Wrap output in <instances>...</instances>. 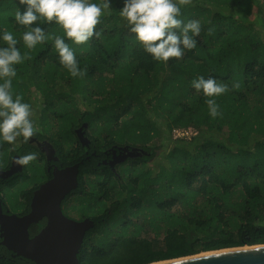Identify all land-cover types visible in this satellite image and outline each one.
<instances>
[{
  "label": "trees",
  "instance_id": "16d2710c",
  "mask_svg": "<svg viewBox=\"0 0 264 264\" xmlns=\"http://www.w3.org/2000/svg\"><path fill=\"white\" fill-rule=\"evenodd\" d=\"M258 2L263 11L256 22L262 28L246 19ZM110 6L96 26L101 32L99 38L93 37L85 44L65 38L80 67L86 69L85 75L72 77L60 63L52 39L32 50L24 46L22 34L27 29L15 20L17 7L23 10V6L19 0H0V29L13 32L20 41L17 47L31 56L16 66L13 92L31 106L34 97L30 93L35 90L43 96L42 114L49 120L44 129L59 127L58 136L52 137L60 157L59 167L83 160L79 186L64 199L66 202L77 196L74 205L79 203L76 207L82 210L80 214L95 220L81 251L83 264H147L201 251L264 243V0H197L181 5V18L199 20L201 33L196 37V48L185 50L181 58H170L167 63L154 60L124 26L119 15L123 0H110ZM41 26L52 37L64 36L55 23L41 22ZM103 72H110V77L103 76ZM201 75L215 77L228 86V91L215 97L220 105L218 117L209 115L207 97L191 86L192 80ZM107 79L110 90L104 84ZM60 80L66 88L57 91ZM88 80L100 83L102 92L109 96L91 100L85 97V102L97 104L94 109H81L73 100L76 92L87 93ZM150 92L154 99L152 111L166 115L169 128L196 124L221 131L227 127L228 135L222 139L209 133L186 146L176 145L166 155L169 166L155 171L148 162L157 149L146 144L159 134V129L143 99ZM119 106L122 111H117ZM132 111L134 117L116 122ZM97 118L105 121V134H90V145L83 144L76 128L83 123L91 127ZM126 136L132 145L141 142L146 153L131 157L128 165L121 163L113 168L104 163L107 147L122 144ZM15 151L12 145L0 144V152L5 155ZM26 176V171L19 172L11 180L15 183ZM114 188L116 198L108 204ZM201 194L214 202L205 216L199 213L197 200ZM181 200L188 201L187 210L175 213L178 215L163 240L139 234L122 237L126 246L118 249L121 238L108 249L100 244L107 239L104 227L110 218L119 215L127 222L129 215L147 209L157 211L153 220L160 213L165 219L164 212ZM217 230L220 235L216 237L212 233ZM197 232H203V237L199 238ZM0 264L39 263L0 258Z\"/></svg>",
  "mask_w": 264,
  "mask_h": 264
},
{
  "label": "clouds",
  "instance_id": "9594fccd",
  "mask_svg": "<svg viewBox=\"0 0 264 264\" xmlns=\"http://www.w3.org/2000/svg\"><path fill=\"white\" fill-rule=\"evenodd\" d=\"M190 0H123L119 15L124 26L134 34L145 52L156 61L167 63L170 58H181L185 50L197 47L201 33L199 20L182 19L181 5ZM23 10L17 7L15 20L27 30L22 34L24 46L32 50L49 39L58 53L60 63L72 77H81L86 69L79 65L75 52L69 43L85 44L93 37L99 38L101 32L96 26L101 17L111 8L110 0H19ZM41 22L55 23L64 36L52 37ZM212 30L209 29V32ZM0 144L15 145L22 140L27 143L38 131L35 112L30 103L13 92V78L17 76V65L31 59L30 52H21L20 42L11 31L0 29ZM192 88L202 92L207 99L209 115H221L220 105L215 97L228 91V86L218 82L215 77L201 75L193 79ZM233 87L238 88L239 84ZM20 165H27L36 159L35 153L18 156Z\"/></svg>",
  "mask_w": 264,
  "mask_h": 264
},
{
  "label": "rangeland",
  "instance_id": "374dc122",
  "mask_svg": "<svg viewBox=\"0 0 264 264\" xmlns=\"http://www.w3.org/2000/svg\"><path fill=\"white\" fill-rule=\"evenodd\" d=\"M197 0H190L189 3L190 4L192 2H196ZM262 2V1H261ZM257 3L256 8L253 10V13L251 15H249L246 19H249L250 21H255L256 25L258 27H261V24H258L256 22L257 20V16H261V13L263 11V9L260 7V3ZM186 5V4H183ZM264 29V28H263ZM110 72H103V76L105 77H110L109 76ZM111 75V74H110ZM93 77H95V79L99 78L98 74H93ZM98 82H93L91 83L89 80L87 82H85V89L87 90V93H79L76 92L75 93V99L74 104L78 105L81 109H94V107L96 106V102H85V97L88 98V100L91 99H97V98H101L103 99L105 96H109V93L107 92H102V90L99 87ZM105 87H107L106 89H109L112 87L110 85L109 80H105ZM66 88V84L64 81L60 80V82L58 83V85L55 87V89L57 91H62L64 90V87ZM82 87V85H81ZM29 95H32V97H34V99L32 100V107L34 109L35 112V119H36V124H37V128L38 130H43L44 127L46 126V124H49V120L46 119V117L42 114V108H43V96L41 94H39L38 91H33L32 93H30ZM143 99H144V103L147 105V110H148V115L149 117H151L153 119V122L156 124V126L159 129V134L153 139L151 140L148 144L151 147H154L157 149V154L156 156H154L149 162H148V166L151 167L152 169H154L155 171H158L159 169H161V166L163 165H168L169 166V161L166 157L168 151L170 149H172L174 146L176 145H188L189 142L193 141L194 139H196L197 137H199L200 135L203 136H207L209 135V133H212L214 136H216L217 138H222L224 139L226 137V135H228V128L224 127L223 130L219 131V130H215L214 128H210L208 126H199L196 124H189L188 126H175L174 128H169L168 125V120L165 119L164 117H167L166 115H157L155 112L152 111V105L154 103V99L152 98V92L150 93H145L143 95ZM72 102V100H71ZM111 102H114V100H112ZM60 102H58L55 105H59ZM117 111H122V107L119 106ZM135 113L132 111L131 114H125L121 117V119H119L116 122H123L128 118H132L134 117ZM45 125V126H44ZM58 126H52L49 129L45 130L46 133L48 135H51L52 137L55 136L57 137L58 135ZM105 129H106V124L105 121H103V119L101 118H97L94 120V124L93 126H88V133L89 135H96L98 131H100L102 133V136L105 134ZM177 130V132H176ZM178 130H180V133L178 132ZM131 132V130H130ZM113 137H115L114 135H112ZM125 136V135H124ZM102 143L105 144L106 140L103 138L102 139ZM125 143H129L132 144V142L128 141L127 136L125 137V140L122 142V144ZM194 144V143H193ZM142 145L141 142H138L136 146H140ZM4 155V152H0V159H2ZM131 159H129L128 161L123 162V164H130L131 163ZM28 169L30 170L31 174H30V178L28 179V182H36L39 181L41 179V175L43 174V166H41L40 164H34V163H29L28 165ZM27 185V184H25ZM20 186H22L21 188H16L10 192H8V199L11 202L12 205H16L17 204V200H18V196H19V192L23 189L24 184H21ZM116 193L117 190L116 188L112 189L111 194L112 197L110 200H108V204H110L112 201L115 200L116 198ZM207 197L204 194H201L198 197L197 202H199V213H201V215H208L212 208L214 207V202L211 200L206 199ZM77 201V196H74L73 198H71L70 200H67L65 203V211L70 213V209L73 210L71 211L73 214H78L80 215V213L82 212V210H80V208L76 207L79 206L74 205L76 204ZM70 207V209H69ZM188 207V201H179V203L175 204L173 206L172 209H170V211H165V219H163V215L160 213L158 215V218H155L153 220L152 217L157 215V211L156 210H147L144 209V211H142L140 214L138 215H129L130 216V220L125 222L119 219V215H116L115 218H110L108 221V225L106 224L104 227V232H107V239H103V242H100V244L102 246H104L105 248H109L117 238H121L120 242L117 244L116 249L121 248V247H125L126 243H125V239L122 237H127V236H138L139 234L141 236L147 237L149 239L151 238H156L159 240H163L164 237L166 236V231L167 228H170V224L172 223V221L174 219H176V215L175 213L178 212H185L187 210ZM68 210V211H67ZM122 211H124L122 209ZM180 214V213H179ZM182 215V214H181ZM138 224V226L136 225ZM174 227V226H171ZM176 227V226H175ZM168 228V229H169ZM212 234H215L216 237L220 235L219 230H217L215 233L213 232ZM197 235L199 238H202L204 233L203 232H197ZM214 235V236H215ZM98 238V236H97ZM93 241H91L92 243ZM93 243H96L95 241ZM245 245H249V244H245ZM203 252V251H201Z\"/></svg>",
  "mask_w": 264,
  "mask_h": 264
},
{
  "label": "water",
  "instance_id": "95a60500",
  "mask_svg": "<svg viewBox=\"0 0 264 264\" xmlns=\"http://www.w3.org/2000/svg\"><path fill=\"white\" fill-rule=\"evenodd\" d=\"M78 137L83 144L90 143L83 127L81 132L78 131ZM122 149H130V145L123 146ZM135 149L139 148H132L124 157L139 156L140 152ZM82 162L83 160L64 167L55 166L52 177L34 191L31 211L19 219L30 223L46 215L49 217V224L23 248H15L19 253L41 264H80L77 254L87 230L95 225V221L90 217L80 221L68 217L63 212L62 203L79 186ZM14 172V168L8 170L6 177ZM60 226L67 227L60 229ZM147 264H264V243L207 250Z\"/></svg>",
  "mask_w": 264,
  "mask_h": 264
},
{
  "label": "flooded vegetation",
  "instance_id": "af4514ba",
  "mask_svg": "<svg viewBox=\"0 0 264 264\" xmlns=\"http://www.w3.org/2000/svg\"><path fill=\"white\" fill-rule=\"evenodd\" d=\"M82 127L85 130V134L90 138L88 134V125L86 126L85 123L77 127L76 132H81ZM37 132H39L40 134H36L34 137L30 138V140L25 145L24 142L20 140L14 147L16 150L14 153H11L9 155L4 154L2 159H0V258L2 259H26L35 261L22 255L17 250H15V248H23L29 240L34 239L36 236L42 233V231H44L49 224V217L46 215L30 223H26L19 219L20 217H23L31 211V203L34 191L43 182L51 178L49 177V174L53 173L54 167L58 166L57 162H59L60 160V157L57 153V147L54 145L52 136L48 135L45 129L38 130ZM90 143L88 144V146L90 145ZM126 145H130V149H122V147ZM134 147L139 148L135 149V151L140 152V155L146 153V151L140 146L132 145L129 143H114L113 145L107 147V149L105 150V156L102 157V160L104 163L110 164L113 168H115L118 164L128 161L131 158L124 157V155L128 154L129 151ZM28 153H35L36 155V159L34 161H31L32 163L40 164L41 166H43V174L41 175V179L32 183L28 182L31 174L27 166L28 164L20 165L16 159L18 156H22ZM13 168L16 169V172L6 177L7 171H10V169ZM24 171H26V178L15 183L12 182L13 180H11V178L15 174ZM21 184H24V187L19 192L17 204L12 205L8 199V192L16 188H21ZM65 203L66 202L64 201L62 203V209L65 215L78 221L86 218L82 214H73L71 212L73 210H71L70 207V213L66 212V207L64 206ZM14 215H17L18 217ZM65 227L67 226H60V229H63ZM94 227L95 225L90 227L87 230L86 234L89 233L90 229ZM85 238L77 254L80 264H83L81 251L85 244Z\"/></svg>",
  "mask_w": 264,
  "mask_h": 264
},
{
  "label": "built area",
  "instance_id": "2783aa9c",
  "mask_svg": "<svg viewBox=\"0 0 264 264\" xmlns=\"http://www.w3.org/2000/svg\"><path fill=\"white\" fill-rule=\"evenodd\" d=\"M176 132H177V130H176ZM178 132L180 133V130H178Z\"/></svg>",
  "mask_w": 264,
  "mask_h": 264
}]
</instances>
